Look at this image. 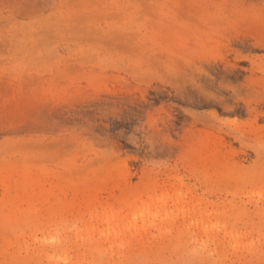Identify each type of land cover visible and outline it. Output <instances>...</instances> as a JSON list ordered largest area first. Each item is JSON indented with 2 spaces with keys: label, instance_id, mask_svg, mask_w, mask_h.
<instances>
[{
  "label": "rangeland",
  "instance_id": "rangeland-1",
  "mask_svg": "<svg viewBox=\"0 0 264 264\" xmlns=\"http://www.w3.org/2000/svg\"><path fill=\"white\" fill-rule=\"evenodd\" d=\"M0 264H264V0H0Z\"/></svg>",
  "mask_w": 264,
  "mask_h": 264
},
{
  "label": "bare ground",
  "instance_id": "bare-ground-1",
  "mask_svg": "<svg viewBox=\"0 0 264 264\" xmlns=\"http://www.w3.org/2000/svg\"><path fill=\"white\" fill-rule=\"evenodd\" d=\"M109 233L108 234H112V233H115L116 230L115 229H112L111 231H108ZM118 232V231H117Z\"/></svg>",
  "mask_w": 264,
  "mask_h": 264
}]
</instances>
